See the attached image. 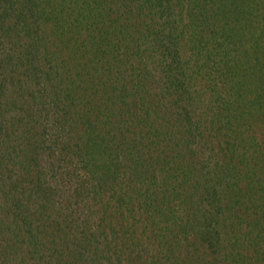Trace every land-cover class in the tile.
I'll use <instances>...</instances> for the list:
<instances>
[{
  "label": "trees",
  "instance_id": "1",
  "mask_svg": "<svg viewBox=\"0 0 264 264\" xmlns=\"http://www.w3.org/2000/svg\"><path fill=\"white\" fill-rule=\"evenodd\" d=\"M0 264H264V0H0Z\"/></svg>",
  "mask_w": 264,
  "mask_h": 264
}]
</instances>
